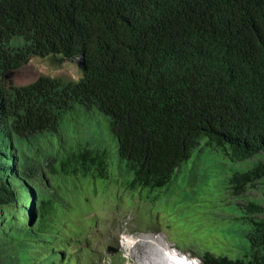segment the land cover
Instances as JSON below:
<instances>
[{
    "label": "trees",
    "instance_id": "1",
    "mask_svg": "<svg viewBox=\"0 0 264 264\" xmlns=\"http://www.w3.org/2000/svg\"><path fill=\"white\" fill-rule=\"evenodd\" d=\"M55 54H83L84 76L6 79ZM78 110L111 119L115 174L93 135L65 141L60 123ZM13 149L21 171L5 180ZM193 153L200 171L206 156L221 162L223 204L252 248L248 259L205 251L203 264H264V193L250 195L264 190V0H0V264H99L89 246L72 252L86 232L65 215L72 183L110 180L105 197L121 183L127 205L155 203ZM27 189L31 220L17 214Z\"/></svg>",
    "mask_w": 264,
    "mask_h": 264
},
{
    "label": "rangeland",
    "instance_id": "2",
    "mask_svg": "<svg viewBox=\"0 0 264 264\" xmlns=\"http://www.w3.org/2000/svg\"><path fill=\"white\" fill-rule=\"evenodd\" d=\"M21 41L22 37L13 38L11 45L18 46ZM84 72L75 58L55 54L45 58L33 57L27 65L9 71L6 79L17 86H24L35 82L40 76L79 80ZM60 128L66 142L78 130L96 137L102 142V147L110 152V170L112 166H115L113 174L119 170V141L107 115L97 110L86 113L78 110L66 115ZM36 156L42 158L41 153ZM203 159L209 166L208 170L200 171V158L193 153L183 164L181 174L175 178V185L167 187V196L155 203L141 201L137 197L134 203L128 198L130 205H127L126 192L121 190V183L112 184L111 189L114 191L111 192L115 194V201L105 197L110 194L105 189L110 180L105 181V184L102 180L96 183L83 182V178L77 183L73 182L77 184V194L72 198L65 215H68L71 225L83 228L82 232H86L82 242L75 245L72 252L89 246L90 255L99 264H142L140 259H145V254L153 249L150 244L138 242V239L144 238L159 242L166 240L172 249L181 250L198 264H203L201 254L205 251L230 258H250L252 248L247 237L249 228L234 223V219L230 220L229 215H240V212L223 204L225 196L222 192L225 188L222 178L227 175L218 169L221 162L214 163L212 156ZM209 171L213 174H209ZM207 175L211 179L206 180ZM192 186L196 189L194 195L190 191ZM215 192L217 196H212ZM263 193L264 190H250L252 197H262ZM134 239L137 241L133 242ZM154 257L155 260L159 259L157 262L161 261L160 256Z\"/></svg>",
    "mask_w": 264,
    "mask_h": 264
},
{
    "label": "bare ground",
    "instance_id": "3",
    "mask_svg": "<svg viewBox=\"0 0 264 264\" xmlns=\"http://www.w3.org/2000/svg\"><path fill=\"white\" fill-rule=\"evenodd\" d=\"M135 241L137 239L133 240V242ZM138 242L142 245H145V243L150 244L153 248L145 254V259H140L142 264H198L196 260L188 258L177 249H172L166 240L159 242L156 239L148 240L143 238L142 240L138 239ZM154 256H160L161 261L157 262L159 259L155 260Z\"/></svg>",
    "mask_w": 264,
    "mask_h": 264
},
{
    "label": "clouds",
    "instance_id": "4",
    "mask_svg": "<svg viewBox=\"0 0 264 264\" xmlns=\"http://www.w3.org/2000/svg\"><path fill=\"white\" fill-rule=\"evenodd\" d=\"M8 161H9V164H10V169L7 172V174L2 177L5 180H9L11 177L16 176L19 173V171H21V167H20V164H19L17 152L14 149L11 150L10 153L8 154ZM8 175H10V176H8ZM26 193L28 194L27 197H26L27 199H24L22 201L20 210L17 211V214L18 215L19 214L27 215L26 216L27 217V220H31L32 219V216L31 215H33V213L31 212V207L27 208V207H25V205H27V203L30 202L31 205L34 206V201H33V198H32V190L31 189H27L25 191V194ZM24 208H25V211H24ZM186 256H188L189 258H191L189 255H186Z\"/></svg>",
    "mask_w": 264,
    "mask_h": 264
},
{
    "label": "water",
    "instance_id": "5",
    "mask_svg": "<svg viewBox=\"0 0 264 264\" xmlns=\"http://www.w3.org/2000/svg\"><path fill=\"white\" fill-rule=\"evenodd\" d=\"M75 61L78 63L80 67L85 69L86 67V62H85V57L83 54L79 55L78 57L75 58Z\"/></svg>",
    "mask_w": 264,
    "mask_h": 264
}]
</instances>
